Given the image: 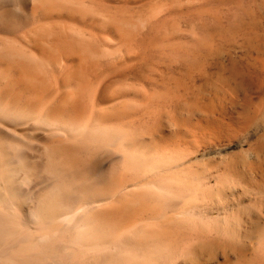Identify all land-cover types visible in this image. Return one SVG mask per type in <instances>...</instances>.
I'll return each instance as SVG.
<instances>
[{
    "label": "bare ground",
    "instance_id": "bare-ground-1",
    "mask_svg": "<svg viewBox=\"0 0 264 264\" xmlns=\"http://www.w3.org/2000/svg\"><path fill=\"white\" fill-rule=\"evenodd\" d=\"M0 264H264V0H0Z\"/></svg>",
    "mask_w": 264,
    "mask_h": 264
},
{
    "label": "rangeland",
    "instance_id": "rangeland-1",
    "mask_svg": "<svg viewBox=\"0 0 264 264\" xmlns=\"http://www.w3.org/2000/svg\"><path fill=\"white\" fill-rule=\"evenodd\" d=\"M235 150L234 148H227L226 151Z\"/></svg>",
    "mask_w": 264,
    "mask_h": 264
}]
</instances>
